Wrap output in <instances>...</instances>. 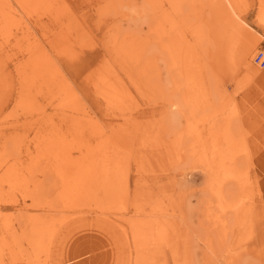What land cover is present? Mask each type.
<instances>
[{
    "label": "rangeland",
    "instance_id": "obj_1",
    "mask_svg": "<svg viewBox=\"0 0 264 264\" xmlns=\"http://www.w3.org/2000/svg\"><path fill=\"white\" fill-rule=\"evenodd\" d=\"M249 44L264 50V0H0V264H264ZM123 129L130 152L91 167ZM67 161L91 200L63 196Z\"/></svg>",
    "mask_w": 264,
    "mask_h": 264
},
{
    "label": "bare ground",
    "instance_id": "obj_2",
    "mask_svg": "<svg viewBox=\"0 0 264 264\" xmlns=\"http://www.w3.org/2000/svg\"><path fill=\"white\" fill-rule=\"evenodd\" d=\"M158 27V26H157ZM163 27V26H162ZM164 29V28H163ZM154 31H155V29H153ZM158 30H159V28H158ZM156 32V31H155ZM160 37H162V36H160ZM161 39V38H160ZM159 38H158V41L160 40ZM161 41V40H160ZM172 43V42H171ZM133 45V44H132ZM255 48H256V46L253 44H249L245 49H244V51L242 52V54L240 55V57H239V64H240V66L242 67V70L243 71H246V72H250V73H252L254 76H261V75H263L264 73H262L260 70H259V68H257V67H255V65H254V59H253V55H252V53H253V51L255 50ZM136 51V50H135ZM141 51H142V49H141ZM169 54H170V52H169V50L167 49L166 50ZM120 55V54H119ZM124 55V54H123ZM171 55V54H170ZM137 57H138V55H137ZM181 57V56H180ZM33 59V58H32ZM173 59V58H172ZM177 59H178V57H177ZM172 61V60H171ZM174 62H175V59H174ZM169 63V62H168ZM255 64H256V66L258 65V67H261L259 64H257L256 62H255ZM168 66V65H167ZM172 66V65H171ZM175 66V65H174ZM173 66V67H174ZM262 68V67H261ZM169 69V68H168ZM45 70V69H44ZM174 70H176V68H174ZM177 71V70H176ZM178 72H180L179 70L177 71V74H178ZM34 73V72H33ZM111 75V74H110ZM181 75V74H180ZM171 76V75H170ZM110 78V77H109ZM171 78H172V76H171ZM101 79V78H100ZM99 79V80H100ZM175 79V78H174ZM175 81H177V80H175ZM103 85V84H102ZM101 85V86H102ZM104 86V85H103ZM177 86H178V84H177ZM190 96V95H189ZM66 105V104H65ZM31 110V109H30ZM214 117V116H213ZM188 118H189V116H188ZM191 118H193V116H191ZM195 118V117H194ZM193 118V119H194ZM201 120V119H200ZM188 121H191L190 119L188 120ZM194 121V120H193ZM192 123V122H191ZM206 123V122H205ZM189 124V123H188ZM193 124H194V122H193ZM197 124V123H196ZM195 125V124H194ZM153 126V125H152ZM193 126V125H192ZM204 126V125H203ZM194 127V126H193ZM196 127V126H195ZM194 127V128H195ZM123 128V127H122ZM138 129V128H137ZM145 129V128H144ZM160 129V128H159ZM195 129H197V128H195ZM201 129V128H200ZM191 130V129H190ZM208 130V129H207ZM124 131V132H123ZM136 131V130H135ZM142 131V130H141ZM203 131V130H202ZM111 132V131H110ZM122 132V134H119V133H116V134H118V135H114L115 136V138H114V140H110V142H108V143H106V145H105V142H104V146L102 147V148H100V150L101 151H97L98 153H95V154H93V155H90L87 159H85V160H87L88 161V164L91 166V167H93L94 169L96 168L95 166H94V164L96 163V161H98L99 159H101V160H99L100 161V163L102 162V160H106V158H108V159H110V161H111V163H113V161L115 160V159H117L118 157H120V154L122 153V152H124L125 153V151H128V153L130 152V150H127V146H128V144H130L131 143V146L130 147H132V145H133V143L132 142H130L131 140V138L129 137V134H130V132L131 131H129V129H123L122 131H120V133ZM160 132V131H159ZM115 133V132H114ZM197 133V132H196ZM199 133H201L200 131H199ZM203 133V132H202ZM201 133V134H202ZM160 134V133H159ZM122 135V136H121ZM194 135V134H193ZM192 135V136H193ZM196 135V134H195ZM203 135V134H202ZM183 136V135H182ZM199 136V135H198ZM201 136V135H200ZM159 137V136H158ZM180 137V136H179ZM194 137V136H193ZM201 137H203V136H201ZM200 137V138H201ZM128 138H130V139H128ZM134 138V137H133ZM195 138V137H194ZM200 138H199V140H200ZM204 138V137H203ZM116 139H117V141H116ZM128 139V140H127ZM146 139V138H145ZM202 139V138H201ZM216 139V138H215ZM130 140V141H129ZM207 140H208V138H207ZM135 141V140H134ZM158 142V140H155L154 139V142ZM194 141H195V139H194ZM198 141V140H197ZM205 141V140H204ZM146 142V141H145ZM207 141H205V144H209L208 142L206 143ZM148 143V142H147ZM101 144H103L102 142H101ZM158 143H156V147H158V148H160L159 147V145H157ZM173 144V143H172ZM217 144V143H216ZM53 145V144H52ZM57 145V144H56ZM96 145V144H95ZM148 145H149V143H148ZM148 145L147 144H145V143H139V147H137L138 149H137V159H142V158H144L145 157V150H147V148H148ZM179 145V144H178ZM59 146V145H58ZM99 146V145H98ZM220 146H222V145H220ZM48 147V146H47ZM100 147V146H99ZM164 147V146H163ZM206 147H207V145H206ZM218 147V146H217ZM42 148V147H41ZM50 150H51V145H50ZM54 148V147H53ZM66 148V147H65ZM165 149H166V147H164ZM208 148H209V146H208ZM47 149V148H46ZM156 149V148H155ZM161 149V148H160ZM220 149V148H219ZM218 149V150H219ZM43 150V149H42ZM91 150H93V149H91ZM90 150V151H91ZM208 150V149H207ZM206 150V151H207ZM216 150H217V148H216ZM52 151V150H51ZM63 151V150H62ZM68 152H69V150H67ZM66 151V152H67ZM206 151H203V149H202V152H206ZM222 151V150H221ZM44 152V151H43ZM42 152V153H43ZM56 152V151H55ZM55 152H50V156H47L48 158H50L51 157V155H52V157L54 158L55 157V154H57V153H55ZM65 152V153H66ZM71 152V151H70ZM165 151H163L162 153H164ZM166 152H168L167 151V149H166ZM194 152V151H193ZM201 152V153H202ZM209 152V151H208ZM45 153V152H44ZM42 154L43 156L45 155V154ZM49 153V152H48ZM196 153V152H195ZM215 153V152H214ZM220 153V152H219ZM39 154V153H38ZM47 154V153H46ZM70 153H68V155H69ZM123 154V153H122ZM157 154V153H156ZM161 154V153H160ZM203 154V153H202ZM216 154V153H215ZM41 155V154H40ZM39 155V156H40ZM66 156V159L68 158L69 160H71V154L69 155V156ZM89 155V154H88ZM101 155H103V156H101ZM124 155V154H123ZM127 155V154H126ZM126 155H125V158H126V160H128V158L126 157ZM129 155V154H128ZM131 155H132V153H131ZM158 155V154H157ZM164 155V154H163ZM198 155H200V153L198 154ZM205 155V154H204ZM203 155V157H206V155L204 156ZM224 155V154H223ZM38 156V157H39ZM62 156V155H61ZM73 156V155H72ZM147 156V155H146ZM159 156V155H158ZM201 156V158H202V155H200ZM46 157V158H47ZM51 157V158H52ZM106 157V158H105ZM123 157V156H122ZM129 157V156H128ZM165 157H167V156H165ZM214 157L216 158V156L214 155ZM224 157V156H223ZM42 158V157H41ZM57 158V157H56ZM73 159H75V157H72ZM169 158H170V156H169ZM221 158V157H220ZM44 159H45V157H44ZM55 159V158H54ZM223 159V158H222ZM225 159V158H224ZM47 160V159H46ZM78 160H79V158H78ZM82 160V159H81ZM124 160V159H123ZM125 160V161H126ZM36 161H38V160H36ZM49 161V160H48ZM71 161H67L66 163H70ZM83 162V163H82ZM104 162H106V161H104ZM115 162H116V160H115ZM118 162V161H117ZM120 162V161H119ZM124 162V161H123ZM123 162H121V163H123ZM128 162V161H127ZM224 162V161H223ZM99 163V164H100ZM65 164V163H64ZM63 164V165H64ZM110 164V163H109ZM118 164V163H117ZM124 164V163H123ZM126 164V163H125ZM215 164V163H214ZM221 164H223V163H221ZM226 164V163H225ZM101 165H103V162H102V164ZM101 165L99 166L98 165V169H99V167H101ZM105 165H107L106 163H105ZM120 165V164H119ZM118 165V166H119ZM156 165V164H155ZM210 165H211V163H210ZM210 165L208 166L209 168H210ZM110 166V165H109ZM111 166H113V165H111ZM114 166H115V164H114ZM118 166H116L117 168H118ZM125 166V165H124ZM212 166H213V164H212ZM211 166V167H212ZM222 166H226V165H222ZM60 166H58V168H59ZM63 167H65L66 168V166L64 165ZM68 168H69V170H74L75 172H76V176H75V178L74 179H72V180H67L66 182H65V184H64V186H63V188H64V191H63V196L65 197V198H67V200H71V202H73V200H75V199H77V198H80V200H81V198H86L88 195H90V194H88L90 191H91V189H92V181H91V174H90V171H88L89 169H88V165L87 164H85L84 163V161H80V162H78V163H74V161H72L71 162V164H69L68 166H67ZM219 167V166H218ZM9 168V167H8ZM71 168V169H70ZM108 168V167H107ZM229 168V167H228ZM7 169V168H6ZM15 169V168H14ZM94 169H93V171H94ZM97 169V168H96ZM113 169H114V167H113ZM116 169V168H115ZM227 168H225V170H226ZM68 170V171H69ZM102 170V169H101ZM100 170V171H101ZM108 170V169H107ZM215 170H217V169H215ZM225 170H223V171H225ZM66 171V170H65ZM91 172L92 173V175L94 174V172ZM111 171V170H110ZM109 171V172H110ZM118 171V170H117ZM70 172V171H69ZM73 172V171H72ZM120 172V171H119ZM213 172V171H212ZM230 172V171H229ZM8 173V172H7ZM11 173V172H10ZM57 173V172H56ZM62 173H64V172H62ZM98 173V172H97ZM96 173V174H97ZM123 173V172H122ZM220 173H222V169H221V171H220ZM6 174V173H5ZM96 174L94 175L95 177H96ZM117 174H118V172H117ZM216 174V173H215ZM218 174H219V172H218ZM218 174H216V176L218 175ZM65 175V174H64ZM64 175H63V178H64ZM73 175H74V173H73ZM224 175V174H223ZM4 176V175H3ZM2 176V177H3ZM9 176V175H8ZM10 176H12V174H10ZM69 176V175H68ZM67 176V177H68ZM227 176V175H226ZM2 177L0 178V181H1V179H2ZM60 177H61V175H60ZM93 177V176H92ZM98 177V178H97ZM97 180H99L100 181V179H102L103 180V178L101 177V175H100V173L99 174H97ZM218 177V179H219V176H217ZM223 177V176H222ZM230 177V176H229ZM94 178V177H93ZM217 179V180H218ZM4 180V179H3ZM2 180V181H3ZM220 180H223V179H220ZM62 181V180H61ZM98 181V182H99ZM224 181V180H223ZM213 183V182H212ZM219 183V182H218ZM105 184V183H104ZM103 184V185H104ZM224 184V183H223ZM63 185V184H62ZM94 185V184H93ZM99 185H100V183H99ZM99 185H97V186H99ZM95 186V185H94ZM98 188V187H97ZM95 189V188H94ZM93 189V190H94ZM97 190V189H96ZM217 190H218V188H217ZM220 191H222V188H221V190ZM213 192H215V190H213ZM218 192V191H217ZM97 193V192H96ZM122 193H123V191H122ZM57 194H58V191H57ZM94 194V193H93ZM127 194V193H126ZM219 194V193H218ZM107 195H108V192H107ZM95 196H97V195H95ZM89 197V196H88ZM92 197H94L93 195H92ZM91 197H89V199H90ZM108 198V197H107ZM219 199H221L220 197H218ZM95 199V198H94ZM94 199H93V201H94ZM211 199V198H210ZM225 199V198H224ZM66 200V199H65ZM85 200V199H84ZM87 200V199H86ZM86 200H85V202H86ZM91 200V199H90ZM89 200V201H90ZM96 200V199H95ZM107 200V199H106ZM48 201V200H47ZM83 201V200H82ZM88 201V200H87ZM219 201H221V200H219ZM227 201V200H226ZM225 201V202H226ZM65 202V201H64ZM70 202V201H69ZM75 202V201H74ZM73 202V203H74ZM76 202H80V201H78V199H77V201ZM76 202L74 203V204H76ZM84 202V201H83ZM85 202H84V204H85ZM98 202V201H97ZM48 203H49V201H48ZM218 203V202H217ZM231 203V202H230ZM72 204V203H71ZM78 204V203H77ZM81 204H82V202H81ZM97 204H99L100 205V203L98 202ZM64 205H67V204H64ZM80 205V204H79ZM99 205H98V207H99ZM102 205V204H101ZM72 206V205H71ZM71 206H67V207H70L71 208ZM82 206H83V204H82ZM97 206V205H96ZM211 206V205H210ZM66 207V206H65ZM66 207V208H67ZM78 207V206H77ZM225 207V206H224ZM74 208H75V205H74ZM73 208V209H74ZM207 208V207H206ZM225 208H227V207H225ZM72 209V208H71ZM100 210V209H99ZM206 210V209H205ZM108 212V211H107ZM207 212V211H206ZM214 212V211H213ZM207 214V213H206ZM209 215V214H208ZM214 215V214H213ZM212 215V216H213ZM222 216V215H221ZM220 217V216H219ZM35 218V217H34ZM66 218V215L64 216V219ZM109 218V217H108ZM208 218H209V216H208ZM218 218V217H217ZM216 218V219H217ZM36 219V218H35ZM43 219V218H42ZM66 219H68V218H66ZM31 220V219H30ZM40 220V219H39ZM219 220V219H218ZM142 221H144V220H142ZM211 221V220H210ZM216 221V220H215ZM111 222V221H110ZM145 223V222H144ZM183 223V222H182ZM111 223H109V225H110ZM121 224V223H120ZM50 225V224H49ZM59 225V224H58ZM211 226V225H210ZM209 226V227H210ZM50 227V226H49ZM48 227V228H49ZM125 227V226H124ZM222 229V228H221ZM221 229H220V233H221ZM175 230V229H174ZM210 232V231H209ZM177 234V233H176ZM126 236H127V234H126ZM142 237V236H141ZM128 239V238H127ZM211 240H213V239H211ZM211 240L210 241H208V242H211ZM168 241V240H167ZM152 262V261H151Z\"/></svg>",
    "mask_w": 264,
    "mask_h": 264
},
{
    "label": "built area",
    "instance_id": "obj_3",
    "mask_svg": "<svg viewBox=\"0 0 264 264\" xmlns=\"http://www.w3.org/2000/svg\"><path fill=\"white\" fill-rule=\"evenodd\" d=\"M254 61L261 67H264V50L260 49L254 55Z\"/></svg>",
    "mask_w": 264,
    "mask_h": 264
}]
</instances>
